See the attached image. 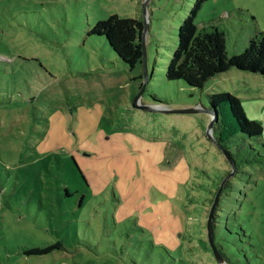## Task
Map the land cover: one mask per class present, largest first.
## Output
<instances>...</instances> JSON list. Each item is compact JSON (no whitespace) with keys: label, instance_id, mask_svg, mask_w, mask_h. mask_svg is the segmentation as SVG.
Segmentation results:
<instances>
[{"label":"rangeland","instance_id":"rangeland-1","mask_svg":"<svg viewBox=\"0 0 264 264\" xmlns=\"http://www.w3.org/2000/svg\"><path fill=\"white\" fill-rule=\"evenodd\" d=\"M195 2L0 0V61L23 70L18 85L0 83V264H141L139 250L156 259V246L175 264H218L207 219L222 182L217 250L227 264H264V133L233 170L206 134L211 116L168 113L228 92L264 127V75L232 68L203 90L166 79ZM111 15L147 22L135 106L142 66L89 34ZM195 23L223 28L232 56L264 32V0H206ZM56 241L64 250L22 254Z\"/></svg>","mask_w":264,"mask_h":264},{"label":"trees","instance_id":"trees-1","mask_svg":"<svg viewBox=\"0 0 264 264\" xmlns=\"http://www.w3.org/2000/svg\"><path fill=\"white\" fill-rule=\"evenodd\" d=\"M205 1L196 0L190 13L180 23L177 29V45L171 54L166 69V79L168 81H183L188 87L203 90L209 80L232 68L264 75V32L252 36L244 51L230 56L227 51L225 30L223 28L213 25L199 28L195 23L198 11ZM143 23L141 20L111 15L105 20L97 21L89 34L103 38L116 56L132 70L137 65L142 66ZM1 47L0 51L6 52L7 47L3 41H1ZM8 66H10L9 63L0 61V83L5 85L11 83L16 86L23 79V70H20L19 65H15L7 71ZM140 78L143 80V66ZM142 84L143 81L139 90ZM32 100L33 98L30 101ZM208 103V108L214 112L216 117L213 125L214 138L225 150L235 170L240 163L245 162L240 151L251 147L250 144L245 146L246 141L260 137L264 133V127L260 122L248 118L241 99L236 95L228 92L212 93L208 95ZM79 171L85 180L81 169ZM218 189L219 187L214 192V197ZM210 201L213 203L214 198ZM215 214L211 226L213 243ZM40 243L41 246L27 248L22 254L30 257L28 260H31V257L34 256H44L56 250H64L61 241L49 245L44 242ZM40 243L38 242L37 245ZM156 248L162 252L161 255L156 256V259L139 250L141 264L151 262L152 264H175L174 254H171L165 248L158 246ZM181 262L179 260L178 264H181ZM134 263L136 264V262ZM182 264L187 263L182 262Z\"/></svg>","mask_w":264,"mask_h":264},{"label":"water","instance_id":"water-1","mask_svg":"<svg viewBox=\"0 0 264 264\" xmlns=\"http://www.w3.org/2000/svg\"><path fill=\"white\" fill-rule=\"evenodd\" d=\"M146 4L143 5V12H144V16H145V12H146ZM145 18V17H144ZM143 31H142V60H141V63H142V66H143V84L138 92V94L135 96L134 100H133V105L135 106L137 104V101L140 99V97L142 96L143 94V91H144V88H145V85L148 81V74H147V66H146V54H145V45H144V38H145V34L147 32V22L143 21ZM198 112H205L208 116H211V119L208 123V126H207V130H206V134L208 137H210L211 139H213L212 137V132H213V125L216 121V117H215V114L214 112L209 109V108H206V109H202L200 107H197L195 106L194 108H186V109H174V110H168V113H172V114H193V113H198ZM215 140V139H214ZM216 142V140H215ZM217 146L219 148H221V146L219 145V143H217ZM229 164L231 165L232 169L234 170V166L232 164V162L230 161L229 157L227 156L226 152L223 150ZM223 189V182L221 183L217 193H216V196L214 197V201L212 203V206L209 210V213H208V219H207V235H208V241H209V244H210V248L212 249V253L214 255V258L216 260V262L218 264H227L224 257L222 256V254L219 253V251L217 250L216 246L214 245L213 243V240H212V219H213V216H214V211H215V208H216V205L218 203V200H219V197H220V194H221V191Z\"/></svg>","mask_w":264,"mask_h":264}]
</instances>
